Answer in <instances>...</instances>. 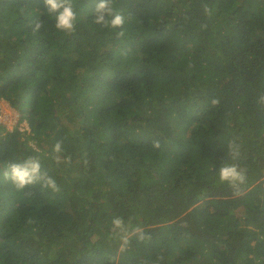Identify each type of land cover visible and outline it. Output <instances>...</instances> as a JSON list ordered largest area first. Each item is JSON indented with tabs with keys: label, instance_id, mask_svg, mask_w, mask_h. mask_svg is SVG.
Instances as JSON below:
<instances>
[{
	"label": "trees",
	"instance_id": "obj_1",
	"mask_svg": "<svg viewBox=\"0 0 264 264\" xmlns=\"http://www.w3.org/2000/svg\"><path fill=\"white\" fill-rule=\"evenodd\" d=\"M98 2L71 0L66 33L0 0V101L29 127L0 125V264H264V0H110L123 29ZM29 156L58 192L3 177ZM113 217L145 239L122 251Z\"/></svg>",
	"mask_w": 264,
	"mask_h": 264
},
{
	"label": "clouds",
	"instance_id": "obj_2",
	"mask_svg": "<svg viewBox=\"0 0 264 264\" xmlns=\"http://www.w3.org/2000/svg\"><path fill=\"white\" fill-rule=\"evenodd\" d=\"M46 11L54 17L55 28L58 31L71 33L75 29L76 12L74 11L71 0H44ZM94 22L102 27H111L113 29H123L124 17L122 14L115 12L111 6L110 0H99L94 8ZM40 24H36L38 29ZM124 35L123 30L117 33L118 37ZM260 102L264 103V96H261ZM218 100H213V104H218ZM9 105V103H8ZM10 106V105H9ZM11 107V106H10ZM3 114V112H0ZM5 115V114H4ZM1 125V124H0ZM17 125L13 126L16 127ZM12 128V129H13ZM155 147H159L156 142ZM54 153L62 152V142H57L53 148ZM228 152L233 161L240 155V145L235 140L229 141ZM56 162L60 163L59 156H56ZM71 158L65 157L64 163H70ZM87 163V161H85ZM3 177L11 181L17 190H23L26 186L41 183L42 188L51 189L58 192L60 189L56 181L46 172H41L40 161L32 156L27 157L22 162H10L3 171ZM218 179L220 182H227L236 194H239L240 186L246 182V172L241 169L238 164H224L219 168ZM122 217H113L111 220L110 235L114 239L122 241L120 248L126 250L130 243V237L136 236L139 241L145 239L143 229L139 226L132 227L129 231ZM162 259V258H158Z\"/></svg>",
	"mask_w": 264,
	"mask_h": 264
},
{
	"label": "rangeland",
	"instance_id": "obj_3",
	"mask_svg": "<svg viewBox=\"0 0 264 264\" xmlns=\"http://www.w3.org/2000/svg\"><path fill=\"white\" fill-rule=\"evenodd\" d=\"M0 112H3L2 115H4L5 124H1L5 126V131L11 130L13 126L17 125L18 128H21V130H25L26 132L29 131V127L27 125V122L25 120L19 121V112L14 109L13 107H10L5 101H0ZM64 119V117H62ZM65 120V119H64ZM4 132L1 133L3 135Z\"/></svg>",
	"mask_w": 264,
	"mask_h": 264
},
{
	"label": "built area",
	"instance_id": "obj_4",
	"mask_svg": "<svg viewBox=\"0 0 264 264\" xmlns=\"http://www.w3.org/2000/svg\"><path fill=\"white\" fill-rule=\"evenodd\" d=\"M5 119H4V115L0 114V124H5Z\"/></svg>",
	"mask_w": 264,
	"mask_h": 264
},
{
	"label": "bare ground",
	"instance_id": "obj_5",
	"mask_svg": "<svg viewBox=\"0 0 264 264\" xmlns=\"http://www.w3.org/2000/svg\"><path fill=\"white\" fill-rule=\"evenodd\" d=\"M7 103V102H6ZM8 104V103H7Z\"/></svg>",
	"mask_w": 264,
	"mask_h": 264
}]
</instances>
